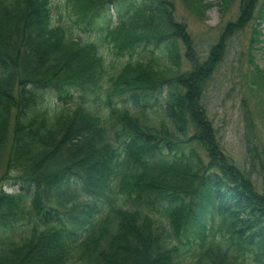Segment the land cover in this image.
<instances>
[{
    "label": "trees",
    "instance_id": "16d2710c",
    "mask_svg": "<svg viewBox=\"0 0 264 264\" xmlns=\"http://www.w3.org/2000/svg\"><path fill=\"white\" fill-rule=\"evenodd\" d=\"M67 1L93 38L71 39L52 0H0V181L16 187L0 188V264H233L232 241L264 255V185L222 147L204 101L264 0H239L202 58L173 0ZM181 2L200 19L212 4ZM103 42L126 56L116 73ZM159 102L173 128L148 119Z\"/></svg>",
    "mask_w": 264,
    "mask_h": 264
},
{
    "label": "rangeland",
    "instance_id": "374dc122",
    "mask_svg": "<svg viewBox=\"0 0 264 264\" xmlns=\"http://www.w3.org/2000/svg\"><path fill=\"white\" fill-rule=\"evenodd\" d=\"M173 1L176 16L178 20L185 22L201 58L206 55L210 44L217 38L226 21L235 18L239 7V0H230L225 4L223 0H209L212 4L205 12L204 18L200 19L186 9L181 0ZM52 2L54 18L66 25L71 39L94 37L92 31L90 32L86 27V23L77 18L72 2L67 0H52ZM255 11L257 12V9ZM257 20L250 19L243 28L231 36L227 51L207 87L204 101L208 114L217 129L220 144L260 189L264 185V83L258 84L254 65L264 70V16L263 20ZM257 22H260L258 29L262 31L261 41L254 42L252 40L253 27ZM100 45L109 64L108 72L112 73L115 70L114 73H116L120 68L116 66L120 65L126 56L113 54L105 42ZM179 50L180 67L182 70L187 69L189 62L185 58L183 45H180ZM140 51L138 54H143V59L150 56L148 51H142V49ZM155 64L164 69L169 68L171 61L166 55L160 54L156 57ZM77 100L81 101V98L78 97ZM113 100L114 104L118 105L128 103L122 101L118 95L113 96ZM154 107L156 108L153 112L151 108L147 109L148 119L157 127L161 126L163 120L169 128H173L162 104L159 102ZM130 109L142 117L138 112L139 107L130 105ZM121 160L124 163L123 154H121ZM3 165L0 163V174L4 169ZM7 183L0 181V188L16 189L14 186H8ZM79 187L83 189L81 185ZM222 243L225 245L228 242L223 238ZM232 243L236 244L233 241ZM234 245L230 244V249L236 256L233 258V264L264 263V255L260 251L251 248L241 252Z\"/></svg>",
    "mask_w": 264,
    "mask_h": 264
}]
</instances>
